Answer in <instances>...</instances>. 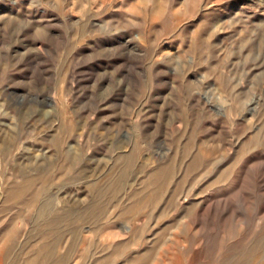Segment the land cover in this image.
<instances>
[{"label":"rangeland","instance_id":"rangeland-1","mask_svg":"<svg viewBox=\"0 0 264 264\" xmlns=\"http://www.w3.org/2000/svg\"><path fill=\"white\" fill-rule=\"evenodd\" d=\"M0 264H264V0H0Z\"/></svg>","mask_w":264,"mask_h":264}]
</instances>
